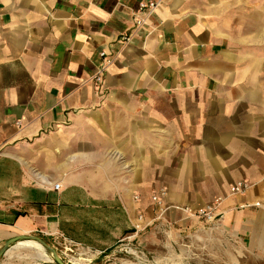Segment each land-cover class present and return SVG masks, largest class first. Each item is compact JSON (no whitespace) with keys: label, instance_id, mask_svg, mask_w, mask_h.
<instances>
[{"label":"crops","instance_id":"1","mask_svg":"<svg viewBox=\"0 0 264 264\" xmlns=\"http://www.w3.org/2000/svg\"><path fill=\"white\" fill-rule=\"evenodd\" d=\"M146 1L0 0V250L37 236L102 260L164 233L188 264H264V94L232 74L222 22L239 2L161 0L136 27ZM218 199L220 220L182 211ZM14 247L0 264H24Z\"/></svg>","mask_w":264,"mask_h":264},{"label":"rangeland","instance_id":"2","mask_svg":"<svg viewBox=\"0 0 264 264\" xmlns=\"http://www.w3.org/2000/svg\"><path fill=\"white\" fill-rule=\"evenodd\" d=\"M236 0H234L235 3ZM239 3L232 5L228 14L223 16V21L228 20L227 25L233 30L229 32V45L230 58L235 60V68L232 74L235 76L246 75L249 73L257 78L256 88L258 92L264 94V41L260 39H255V28L251 30H246L249 23H259L264 24V13L260 14L264 10V0H238ZM234 7V8H233ZM230 17L227 19V17ZM262 17V18H261ZM264 26V25H262ZM246 70V74H241ZM164 233L160 239L162 244L157 245L154 251H147L145 248H133L126 250L116 256H111L108 259L98 260L95 257L91 259L90 263L80 262L79 264H188L190 256H193L192 250L194 246H187L176 242L175 244H164L166 239L164 238ZM171 240V241H170ZM168 239V242H172V239ZM18 250H10V254L18 255ZM50 259L49 251L45 250ZM183 251V252H182ZM194 251V250H193ZM23 252V251H22ZM30 252L24 250V264L30 263L26 260V255ZM195 255V253H194ZM20 257V256H19ZM87 259L85 256L80 257L78 255L74 256V259ZM73 259V260H74ZM82 259V260H83ZM74 263V262H73ZM38 264H55L53 261L51 263L38 262Z\"/></svg>","mask_w":264,"mask_h":264},{"label":"built area","instance_id":"3","mask_svg":"<svg viewBox=\"0 0 264 264\" xmlns=\"http://www.w3.org/2000/svg\"><path fill=\"white\" fill-rule=\"evenodd\" d=\"M161 3V0H151V1H146L143 2L139 5L138 7V14H140L139 17H135V25L136 27H142L145 26L147 23V19L148 17H150V15L159 7ZM125 42H127L129 40V38H125L124 39ZM100 57L102 58V62L99 65L96 73L91 77V81L92 83L97 86L101 83L103 75L107 72L108 67L110 66V64L112 63V58L111 56H109L107 53L105 52H101L100 53ZM54 188L57 190L59 188L58 184H55ZM247 188V185L245 184V182H238L236 183L234 186H232L230 188V192L232 194H244L245 190ZM165 191H159L157 194L153 195L151 197L152 202L156 205V207L158 208V216L161 217L165 211L167 210V207H165L163 201L165 198ZM220 205V200H216L214 203L206 205L203 208H199L197 210H191L189 208H184L182 209V211L188 215V216H194V217H198L206 222H213V221H217L220 220L222 218V212L218 211V207ZM252 206L255 207H260V203L259 202H255L253 204H251ZM250 205H243L242 207H248ZM139 221H142V216L140 215L138 217ZM136 230L139 228V225L137 224L135 226ZM126 250H130L132 249L131 247H125ZM60 258L66 263V264H74L73 263V259L74 256L78 255L80 257H86L87 259H83V262H88L90 263L91 259H93L95 257L96 254L90 252L89 250L72 244V243H68L67 245H63V247L61 248L60 251H57ZM100 254H97V256Z\"/></svg>","mask_w":264,"mask_h":264},{"label":"bare ground","instance_id":"4","mask_svg":"<svg viewBox=\"0 0 264 264\" xmlns=\"http://www.w3.org/2000/svg\"><path fill=\"white\" fill-rule=\"evenodd\" d=\"M24 249V250H28L30 253L26 255V260L30 261V263L28 264H37L38 262H42V261H49L50 258L47 255L44 247L42 246V244H40L37 241L34 240H27V241H23L18 243L17 245H15V247L13 249ZM10 256H14L13 254H10ZM24 257V256H22ZM74 264H79L80 262H83L82 259H74L73 260ZM84 264V263H82Z\"/></svg>","mask_w":264,"mask_h":264},{"label":"water","instance_id":"5","mask_svg":"<svg viewBox=\"0 0 264 264\" xmlns=\"http://www.w3.org/2000/svg\"><path fill=\"white\" fill-rule=\"evenodd\" d=\"M27 240H34L39 242L40 244H42V246L44 247L45 250L49 251L50 256L52 258L53 263L55 264H66L59 256L58 252L56 250H54L51 246H49L46 242H44L41 238L37 237V236H20L18 238L12 239L10 241H8L4 247L0 250V259L2 256H4L6 254V252H8V250L10 248H12L14 245L23 242V241H27Z\"/></svg>","mask_w":264,"mask_h":264}]
</instances>
